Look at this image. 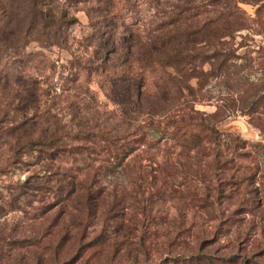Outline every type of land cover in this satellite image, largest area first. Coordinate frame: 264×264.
Returning <instances> with one entry per match:
<instances>
[{
	"label": "trees",
	"instance_id": "1",
	"mask_svg": "<svg viewBox=\"0 0 264 264\" xmlns=\"http://www.w3.org/2000/svg\"><path fill=\"white\" fill-rule=\"evenodd\" d=\"M139 2L0 0V53L15 55L32 43L43 49H73L68 31L79 20L70 8L91 4L86 9L90 35L78 42L64 67L66 78L54 83L48 77L38 82L35 74L25 76L10 103H0V123L13 141L12 155H28L44 171L19 186L9 209L1 211L4 215L23 212L35 200L42 204L39 211L45 216L62 207L66 216L76 214L78 219L63 224L53 239L72 230L76 235L70 239L78 249L80 237L95 217L93 210L96 215L103 210L98 238L106 234L102 251L112 254L108 264H251L246 259L218 258L203 248L191 249L192 241L186 239L188 231L181 223L172 225L177 231L164 245L154 235L138 236L135 222L130 228L113 223L130 201L136 217L168 202L190 205L200 195L195 186L175 184L183 178L177 168L155 171L151 166L155 157L147 150L173 143L180 149V158H213L209 170L216 172L232 164L220 148L227 142L221 123L241 114L264 135V80L258 86L252 77L255 67L264 76V49L256 52L257 57L250 53L242 57L238 52L244 46L236 43L237 35L256 23L239 6L244 2L227 0L223 11L212 12H195L187 4L175 8L167 19L146 25L138 19ZM258 26L263 27L260 19ZM40 64L34 66L35 72ZM54 68L55 63L47 59L44 72ZM93 82L110 101L111 111H102ZM214 87L220 91L216 112L199 110L198 105L213 98L209 95ZM61 97L67 115L54 108ZM236 143L231 139L227 147L235 148ZM127 171L133 177L130 184L142 181L152 186L147 198L144 194L139 198L134 187L106 183ZM7 244V238L0 236L1 254Z\"/></svg>",
	"mask_w": 264,
	"mask_h": 264
},
{
	"label": "rangeland",
	"instance_id": "2",
	"mask_svg": "<svg viewBox=\"0 0 264 264\" xmlns=\"http://www.w3.org/2000/svg\"><path fill=\"white\" fill-rule=\"evenodd\" d=\"M226 1L140 0L138 19L142 25L160 22L167 19L175 8L187 4L196 8L195 12L205 9L211 12L216 9L223 11ZM240 1L244 3L239 6L256 23L252 24L250 31H243L237 35L236 43L244 46L240 48L238 54L243 57L250 53L253 57H257L256 52L260 48L264 49V0ZM74 2L71 1V5H74ZM64 3L69 5L67 2ZM90 5L70 8L71 13L79 20V24L68 31L70 42L74 45L73 49L57 47L43 49L39 44L32 43L20 55H15L12 51L0 53V103H3L0 104L1 106L10 103L20 84L25 82L22 79L25 76L35 74L38 82L47 81L48 77L49 81L54 83H61L66 78L67 71L64 72V67L72 59V53L75 52L78 42H82L90 35L89 18L86 13ZM259 19L263 27L258 26ZM31 54L33 56H29ZM47 59L55 63V68L54 71L45 73ZM36 64L41 65L39 72H35ZM252 74L255 84L263 86L264 76L257 67L252 69ZM41 86L45 88V85L41 84ZM91 88L102 104V111H111L113 107L98 84L93 82ZM219 93L218 88L214 87L209 95L213 97L211 101L198 105L197 108L207 113L216 112ZM63 100L64 97L56 99L54 108L58 112L62 110L61 113L67 115V103ZM256 126L250 123L248 117L241 114L219 125L220 131L227 139L220 148L226 151L227 160H232V164L224 165L216 172L209 170L208 162L213 158L200 161L194 159L193 155L191 158H180L178 156L180 149L173 143H163L147 150L149 155L155 157L151 164L155 171L166 168L168 172L177 168V172L183 178H179L175 184L184 187L190 185L192 188L195 186L199 189L200 195L190 205L181 206L178 203L168 202L151 207L152 210L146 215L137 213L136 217L131 206L133 202L130 201L126 208L117 214L113 223L118 221L129 228L136 224L137 228L139 227L138 236L143 235L148 238L154 235L162 245L168 237L173 236L174 231H177L172 225L176 222L181 223L182 229L188 231L186 239L192 241L191 249L203 248L204 253H214L216 257L225 259L233 257L237 262L246 259L251 264H264V135ZM231 139L237 141L235 148L227 147ZM11 143L13 141L7 136L3 124L0 123V236L6 237L8 241L5 253H0V264H108L112 254L102 251L106 234L98 238L103 230L99 218L103 210L97 215V210H93L95 217L87 224L83 235L85 240L80 237L81 248L78 249L73 248V240L70 239L76 235L72 230L70 234L56 241L53 239L55 231L63 224L78 219L76 214H73V218L66 216L62 207L55 208L45 216L39 211L42 204L35 200L31 207L25 208L23 212H6L4 215L1 209H9L8 204L17 196L19 186L24 185L36 174L44 175L42 168L33 164L32 157L24 154L14 157ZM132 162L133 159H130L128 163L132 164ZM144 164L148 165V163ZM183 164L192 165L193 168L186 169ZM132 179V174L127 171L121 176L117 175L116 178H108L106 183L113 182L126 188L134 187L139 198H142L143 194L147 198L152 186L142 181L136 185L130 184ZM214 189H218L221 195ZM40 242L45 245L44 248L36 245ZM115 261L119 262L118 259Z\"/></svg>",
	"mask_w": 264,
	"mask_h": 264
}]
</instances>
